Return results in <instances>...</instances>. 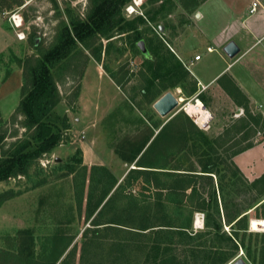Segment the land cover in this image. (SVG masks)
<instances>
[{
    "label": "rangeland",
    "instance_id": "obj_1",
    "mask_svg": "<svg viewBox=\"0 0 264 264\" xmlns=\"http://www.w3.org/2000/svg\"><path fill=\"white\" fill-rule=\"evenodd\" d=\"M90 1L18 0L11 8L0 9V18L4 12L23 17L24 24L19 30L26 36L24 40H19L18 29L6 18L0 20V155L29 140L32 134V130L25 128V119L17 111L23 84V61L36 54V50L28 42L29 37L33 35L34 38L41 39L42 49H48L57 41L63 22H68L66 10L73 9L81 18L86 19ZM163 1V4H154L143 0L142 4L136 5L132 0L129 5L135 11L128 14L125 8L122 12L123 17L128 20L140 16L146 19L145 24L139 25L137 30L146 45L159 43L161 36L166 39L162 31L165 26L168 28L176 23L179 24L180 31L185 28V22L189 21L187 14L192 12L188 7L191 0ZM261 2L264 7V0ZM171 10L177 11L173 17H169ZM204 11L211 13L208 5ZM114 35L112 39L100 37L96 41L95 45L101 47L100 59L94 57L91 50L80 47L81 53H76L68 65L62 68L60 66L54 73L61 96L57 110L69 118L70 127L64 131L60 144L52 153L43 155L32 163L27 175H19L0 183V193L12 191L15 195L0 206V264H154L149 248L142 251L137 247L147 240V235L152 236L153 232L144 237L133 233L136 247L121 250V253L114 251L116 247L113 246V240L101 239L95 246H87L84 250L82 245L83 232L90 227V222L85 218L88 194L93 190H96V194L99 193V173L95 174L93 186L90 183L93 166H104L114 175L118 183L111 193L121 186L123 193L131 191L145 205L153 207L157 202V191L153 186H147L144 178L130 179L128 176L131 169L137 168L136 162L126 163L115 152L123 139L132 140L141 138L144 134L149 135L156 124L174 119L176 127L181 129L187 124L188 117L209 137L218 138L222 144L218 152L221 159L226 161L223 168L226 169L223 173L227 175L225 183H228L231 172L235 169L234 155L239 150L251 145L264 151V108L254 109L253 113L248 102L240 107L238 114L234 112L236 107L224 108L226 106L222 103L215 107L216 110L209 109L212 116L210 122L198 120L200 125L208 123L203 128L181 110L182 105L165 117L158 114L154 108L158 100L151 101L145 94L148 84L144 77H149L150 72L145 64V57L137 47L140 40L134 41L133 32L123 35L116 32ZM164 83L158 80L155 89L157 85ZM189 84H193V81L187 82V78L182 82L184 93L179 95V99L194 98L189 95L192 89ZM153 89L152 87V91H156ZM205 106L208 108V105ZM153 149L147 152L146 157H151ZM190 153L185 150L179 155H173L168 164L176 168L173 164L179 162L187 169L190 160L199 170L198 159ZM258 156H261L260 153ZM248 157L247 163L253 160V156ZM166 164L167 160L163 159L160 165L155 166ZM257 165L261 166L262 162ZM241 173L240 180L231 179L232 184L225 185V202L218 189V176H214L212 180L198 179V192L193 200L188 197L191 190L186 192L185 197L175 195L170 199L168 195L163 196L165 218L175 225L185 222L191 216L188 207L192 203L196 205L197 199L209 201V193L216 189L221 233L231 235V225L224 217V205L230 211L237 205L246 208L255 198L254 208L247 215L248 229L233 226L239 232L237 243L242 242L244 247L233 251L230 264L240 260L245 264H264V182L250 190L251 178L243 171ZM167 181L170 182V179ZM180 201L184 208L177 212L175 207ZM80 202L84 204L82 212L78 208ZM125 203L126 201L120 200L118 204L122 206ZM153 210L154 208L152 214ZM112 216L113 212L109 211L103 214L102 219L107 221ZM192 218L191 231L196 233L206 230L203 212L195 211ZM198 218L202 221L200 227L196 225ZM127 230L117 233L111 231L110 237L129 238L131 234ZM178 241L179 237L174 236V245L170 249H173L172 255L181 264H213L205 257L204 252L212 251V246L216 247L221 242L214 236H207L190 245L179 244ZM198 244L201 248L196 247Z\"/></svg>",
    "mask_w": 264,
    "mask_h": 264
},
{
    "label": "trees",
    "instance_id": "obj_2",
    "mask_svg": "<svg viewBox=\"0 0 264 264\" xmlns=\"http://www.w3.org/2000/svg\"><path fill=\"white\" fill-rule=\"evenodd\" d=\"M148 1L154 4L160 2L163 4L164 2L163 0ZM17 2L18 0H0V9H9ZM131 2L132 0H91L86 19L81 18L73 9L68 8L66 10L68 22H63L57 41L46 50L42 49L43 42L41 39L34 38L33 35L29 37L28 42L36 50V54L27 57L23 61V84L17 111L24 117V126L32 130V134L29 140L21 142L15 148L0 155V183L19 175H27L32 163L43 155L52 153L60 144L64 131L70 127L69 118L60 114L57 110L61 96L56 78H54L56 69L68 65L76 53H81L80 47L91 50L92 55L100 59L101 47L95 45L100 37L112 39L116 32H118V35L133 32L134 41L141 40L142 36L137 30L139 25L145 24L146 19L140 16L128 20L122 15L123 10ZM155 55L153 60H145L148 70L152 73V77H144L148 84V90L145 91L147 96L151 95L156 80L165 82L167 79L172 80L179 77L181 68L179 63L177 67L170 66L166 69L165 57L156 58ZM173 85H176V83ZM186 120L187 124L178 129L175 120L171 119L159 130L144 153V149L155 135L154 130L160 128V124H156L155 129H152L149 135L144 134L140 136L141 138L136 137L132 140L123 139L116 147L115 152L126 163L136 162L137 168L129 171L128 176L130 179L144 178L147 186H153L156 189L158 200L153 207L145 205L136 196L132 195L131 191L123 193L121 186H118L111 193L118 183L114 175L104 166L92 167L90 183L93 186L96 178L95 174L99 173L100 179H98L97 186L99 193L96 194V190H93L88 194L85 205V218L90 222V227L83 232V250L87 246H95L101 239H107L113 240V246L116 247L114 251L121 253V250L125 251L129 247H136L133 233L144 237L149 232H153V235H147V240L139 243L137 247L141 248L142 251L149 248V252L154 258V264H181L177 257L172 255L173 249H170L174 245V236L179 237V244L184 243L186 245L198 243L207 236H214L219 239L221 242L216 247L212 246V251L204 252L205 257L210 259L213 264L230 263L234 256L233 251H238L239 247H244L242 242L237 243L239 232L233 226L237 225L240 227L239 229L243 230L248 229L247 215L254 208L252 206L256 201L255 198L251 200L246 208L237 205L230 211L227 205H224L223 209L226 210L224 217L226 222L231 225V235L221 233V214L216 189L209 193V201L197 199L196 205L192 203L188 207L191 210V216L185 222L175 225L165 218L166 206L162 202L163 196L168 195L170 199L175 195L185 197L186 192L191 190L188 197L193 200L198 192L196 186L198 179L212 180L214 176H218L220 179L218 189L222 194V200L225 202L227 195L225 185L232 184L231 179L240 180V176H242L240 169L233 164L235 169L231 172L228 183H225L227 175L223 173L226 170H223V168L226 161L221 159L218 152V149L222 148V144L218 138L209 137L188 117H186ZM1 141L0 138V144ZM137 143H139L138 146ZM251 147V145H248L235 155ZM150 149H153V152L151 157L148 158L146 154ZM173 150L178 155L185 150L190 151V154L198 159L200 169L198 170L189 158L190 165L187 169L179 162L174 163L173 165L176 168H173L172 165L168 164L170 159L172 160V156L177 155ZM163 159L167 160L166 166H155L160 165ZM79 163L82 164L81 161ZM83 168L85 171L87 170L85 166ZM168 179H170V182L167 181ZM261 182H264V176L260 180L251 183L250 190H254V187H257ZM14 196L12 191L0 193V206ZM81 196H83V193ZM120 200H124L126 203L120 206L118 204ZM182 201L175 207L177 212H180L179 209L184 208ZM78 208L82 212L84 209L83 202L78 204ZM152 208H154L153 214ZM109 211H112L114 216L107 221L103 220V214ZM195 211L205 214L204 228H206V230L197 231L196 233L193 230L191 231L193 229L192 214ZM122 230L129 231L130 237H110V233H117ZM152 237L153 240L151 241ZM196 247L201 248V245L198 244Z\"/></svg>",
    "mask_w": 264,
    "mask_h": 264
},
{
    "label": "crops",
    "instance_id": "obj_3",
    "mask_svg": "<svg viewBox=\"0 0 264 264\" xmlns=\"http://www.w3.org/2000/svg\"><path fill=\"white\" fill-rule=\"evenodd\" d=\"M254 1H259L261 7H258L256 13L250 14ZM207 5L211 13L204 11ZM188 7L192 12L187 14L189 21L185 22L183 32L182 29L179 31V24L173 23L168 28L165 26L162 29L166 39L161 36L159 43L146 45L143 40L149 53V57L142 54L145 60H153L156 54V58L165 57L166 69L181 64L179 77L167 79L163 85H157L156 89L154 87L156 91H152L149 95L151 101L159 100L168 92L176 95V98L181 97L179 95L184 93L182 82L187 78V82L193 81V84H189L190 87L192 86L189 95L191 97L199 95L204 105H208V108L206 106L208 110H216L215 107L222 103L226 106L224 108L236 107L234 112L238 114L245 102H248L253 113L254 109L264 108L263 2L261 0H191ZM176 12L171 10L169 17H173ZM230 43H234L238 49L234 57L225 52ZM210 47L214 49L213 52L208 51ZM198 55L201 59L196 61L195 57ZM150 77H152L151 72L148 78ZM174 83L176 85H173ZM213 114L217 118L216 114ZM169 121L159 123L160 128L154 130L155 135ZM257 147H251L234 156L235 165L251 178L252 183L264 176V151ZM259 153L261 156H258ZM248 156H253V160L249 163L246 161ZM260 162L262 165L258 166Z\"/></svg>",
    "mask_w": 264,
    "mask_h": 264
},
{
    "label": "built area",
    "instance_id": "obj_4",
    "mask_svg": "<svg viewBox=\"0 0 264 264\" xmlns=\"http://www.w3.org/2000/svg\"><path fill=\"white\" fill-rule=\"evenodd\" d=\"M134 1H136V0H134ZM260 6V4H259V2L258 1H254L253 3H252V6H251V9H250V14H254V13H256L257 12V9H258V7ZM126 10H127V12H128V14H132L135 10H134V8H133V6H131V5H128L127 7H126ZM2 18H6L10 23H11V25L13 26V27H15V29H18V33H17V38L19 39V40H24L25 38H26V36H25V33L24 32H20V30L19 29H21L22 27H23V24H24V19H23V17L21 16V15H17V14H11V13H9V12H4L3 14H2V17L0 18V20L2 19ZM213 48H208V51L209 52H213ZM201 59V56L200 55H198V56H196L195 57V60L196 61H199ZM205 87H202V89H204ZM177 99H179V98H177ZM179 102V105H182V108H181V110H183L186 114H187V108L188 107H190V106H198V104H199V102H202L201 101V99L199 98V95H197V96H195L193 99H190V100H184L182 103L180 102V100L178 101ZM202 104L204 105V103L202 102ZM178 105V106H179ZM189 116V115H188ZM192 118V117H191ZM212 119V118H211ZM195 121V120H194ZM196 122V121H195ZM210 122V120L208 121V123ZM197 123V122H196ZM207 123V124H208ZM198 124V123H197ZM206 124V125H207ZM200 125V124H199ZM206 125H200V127H202L203 128V126H206Z\"/></svg>",
    "mask_w": 264,
    "mask_h": 264
},
{
    "label": "water",
    "instance_id": "obj_5",
    "mask_svg": "<svg viewBox=\"0 0 264 264\" xmlns=\"http://www.w3.org/2000/svg\"><path fill=\"white\" fill-rule=\"evenodd\" d=\"M137 47L140 49L143 55L149 57L147 47L143 40L137 43ZM225 52L229 56L234 57L238 53V49L234 43H230L226 47ZM178 105L179 102L178 99L175 97V95L171 92H168L154 104V108L161 116L165 117L168 114H170L176 107H178ZM235 264H245V263L240 260L237 261Z\"/></svg>",
    "mask_w": 264,
    "mask_h": 264
},
{
    "label": "bare ground",
    "instance_id": "obj_6",
    "mask_svg": "<svg viewBox=\"0 0 264 264\" xmlns=\"http://www.w3.org/2000/svg\"><path fill=\"white\" fill-rule=\"evenodd\" d=\"M142 1L143 0H136L135 3L136 5H140L142 4ZM178 90V89H177ZM180 100V102H183L184 99L181 98V99H178V101ZM187 114L194 118L195 121L197 123H199V121H204L205 123L208 122L210 120V118H212L211 114L209 113L208 109L206 108L205 105L202 104V102H199L198 106H190L187 108ZM199 120V121H198ZM204 123V124H205ZM200 124V123H199ZM203 125V124H202ZM201 219V218H200ZM202 221L198 220L196 221V225L197 227H200L199 225H201ZM202 228V227H201ZM230 264V263H228Z\"/></svg>",
    "mask_w": 264,
    "mask_h": 264
}]
</instances>
